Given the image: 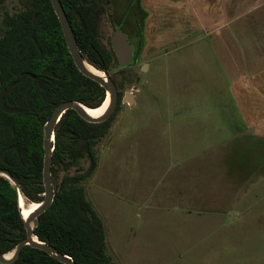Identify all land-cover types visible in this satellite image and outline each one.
<instances>
[{
    "label": "rangeland",
    "instance_id": "374dc122",
    "mask_svg": "<svg viewBox=\"0 0 264 264\" xmlns=\"http://www.w3.org/2000/svg\"><path fill=\"white\" fill-rule=\"evenodd\" d=\"M22 9L0 0V36ZM107 11L99 40L111 50ZM195 51L141 56L115 77L135 103L109 119L84 181L115 264H264V140L243 134L222 61Z\"/></svg>",
    "mask_w": 264,
    "mask_h": 264
},
{
    "label": "trees",
    "instance_id": "16d2710c",
    "mask_svg": "<svg viewBox=\"0 0 264 264\" xmlns=\"http://www.w3.org/2000/svg\"><path fill=\"white\" fill-rule=\"evenodd\" d=\"M19 1L23 9L5 14L0 36V170L9 171L20 190L0 176V251L4 255L12 254L26 237L20 196L33 204L44 201V127L53 112L68 101L98 109L107 98L105 89L75 66L51 1ZM60 1L85 60L109 73L119 86L115 80L119 73L110 74L115 54L100 43L98 20L82 11L87 0ZM109 129L110 120L91 124L74 110L67 111L55 129V198L39 217L35 234L76 264H115L108 254L104 221L84 186L98 165L95 148ZM82 140L86 143L80 148ZM84 158L91 161L89 170L71 176L74 168L84 170ZM62 172L67 174L60 187ZM12 264L65 263L26 246Z\"/></svg>",
    "mask_w": 264,
    "mask_h": 264
},
{
    "label": "crops",
    "instance_id": "0c3cea01",
    "mask_svg": "<svg viewBox=\"0 0 264 264\" xmlns=\"http://www.w3.org/2000/svg\"><path fill=\"white\" fill-rule=\"evenodd\" d=\"M142 57L197 50L222 61L243 134L264 140V0H143ZM242 134H239V136Z\"/></svg>",
    "mask_w": 264,
    "mask_h": 264
},
{
    "label": "water",
    "instance_id": "95a60500",
    "mask_svg": "<svg viewBox=\"0 0 264 264\" xmlns=\"http://www.w3.org/2000/svg\"><path fill=\"white\" fill-rule=\"evenodd\" d=\"M50 1L54 9V12L60 22L65 41L67 43L69 52L72 56L75 66L77 67L80 73L90 78L91 80L97 82L98 84H100L102 88L105 89L107 98H109V105L105 110V112L100 117H93L91 114H89L88 107L74 101L64 102L53 112L51 118L48 120V122L44 127V144H43L44 152H45L44 170H43V182L45 186L44 201L38 203V208L34 210L28 216V218H24L26 237L17 245L15 251L12 253V256L8 258V255H4L0 251V264L14 263L20 257L22 250L26 246L43 250L62 263L76 264L71 258L62 255L57 249L50 247L45 243L41 242L35 234V230L39 224V217L52 206L55 198V186L52 180L55 129L58 123L60 122V120L62 119V117L69 110L76 111L78 115L88 123L101 124L108 121L112 117L119 104L118 89L113 79L109 76V73H106L96 68V70L104 74V76H99L91 72L87 68L86 66L87 61L85 60L79 49L72 25L70 24V21L67 17V14L63 8L61 1L60 0H50ZM111 47L117 57L119 67L110 71V74L116 73L119 70H121L123 67H127L134 63V46L129 43V37L127 34L123 33L121 30L118 29L111 38ZM146 67L147 64L144 65V68ZM134 90L137 89L135 88ZM123 103L134 105L135 96L133 94H127L123 98ZM85 141L86 140H83L81 142V147L83 143H85ZM87 161H88L87 164H85V170L79 172V174H84L89 170L91 166V161L90 160ZM75 171L76 169L74 168L73 171L70 173V175L75 176L76 175ZM66 174L67 172H62L60 175V180H59L60 187ZM0 176H3L8 180H10L19 190L18 187L19 184L17 180L13 177V175L9 171L0 170ZM60 187L58 188V190H60Z\"/></svg>",
    "mask_w": 264,
    "mask_h": 264
},
{
    "label": "flooded vegetation",
    "instance_id": "af4514ba",
    "mask_svg": "<svg viewBox=\"0 0 264 264\" xmlns=\"http://www.w3.org/2000/svg\"><path fill=\"white\" fill-rule=\"evenodd\" d=\"M142 2H143V0H87V5L84 6V9L82 10L84 13L90 12L93 15V17L96 20H98V24L100 26L101 18L103 17L105 12H108L107 9L109 8L110 23L113 26V34H112L111 38L113 37L115 32L119 29L123 33L128 35L129 43L134 46V63L127 66V67H123L121 70H119L116 73L121 74L123 71L135 68L139 59L141 58V56L143 54L144 43L141 45L140 44L141 42L139 40L142 39L144 41V35H143L144 26H145V22L148 18V14L143 9ZM111 38H110V44H111ZM135 39H137L138 41L135 42ZM111 50H112V47H111ZM115 57H116V55H115ZM90 66H92V65H90ZM114 66H115V68L119 67L117 57H116V63ZM94 69H96V68H94ZM113 74H115V73H113ZM135 88L136 87H134L133 89H135ZM117 89H118V93H119V104L117 106L116 111L118 110L119 106H121L122 104H125V103H123V98L128 94V93H126L125 96L124 95L120 96V94H121L120 92L122 91V87L119 85V86H117ZM129 94H133L135 96L134 93H129ZM116 111H115V113H116ZM85 143H86V141H85ZM83 146L84 145H82V147H81V142H80V148H83ZM87 160H89V158H84L82 160V164L84 165V170H85V164H87V162H88ZM77 170L78 169H76V171H75L76 174L79 173V172H77Z\"/></svg>",
    "mask_w": 264,
    "mask_h": 264
},
{
    "label": "bare ground",
    "instance_id": "6f19581e",
    "mask_svg": "<svg viewBox=\"0 0 264 264\" xmlns=\"http://www.w3.org/2000/svg\"><path fill=\"white\" fill-rule=\"evenodd\" d=\"M86 66L91 72H93V73H95V74H97L99 76H104L103 73H101L98 70L94 69V67L90 66L88 63H86ZM108 105H109V98H107V100L104 102V104L100 108H98V109H90V108H88V112L93 117H100L105 112V110L107 109ZM24 206H25L24 200H23L22 197H20V207H21V209L23 211L24 218H28V216L34 210H36L38 208V204H32L30 208H25ZM11 256H12V254L8 255V258H10Z\"/></svg>",
    "mask_w": 264,
    "mask_h": 264
}]
</instances>
